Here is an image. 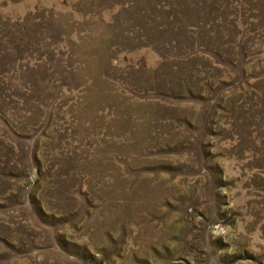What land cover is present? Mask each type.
<instances>
[{"label": "rangeland", "instance_id": "1", "mask_svg": "<svg viewBox=\"0 0 264 264\" xmlns=\"http://www.w3.org/2000/svg\"><path fill=\"white\" fill-rule=\"evenodd\" d=\"M0 264H264V0H0Z\"/></svg>", "mask_w": 264, "mask_h": 264}]
</instances>
